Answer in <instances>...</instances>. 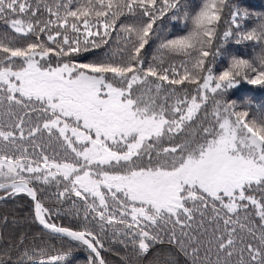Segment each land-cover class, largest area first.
I'll use <instances>...</instances> for the list:
<instances>
[{
    "label": "snow or ice",
    "instance_id": "6c2138e0",
    "mask_svg": "<svg viewBox=\"0 0 264 264\" xmlns=\"http://www.w3.org/2000/svg\"><path fill=\"white\" fill-rule=\"evenodd\" d=\"M166 17L186 34L163 36ZM0 23V201L27 197L31 213L0 230V264H72L80 246L107 264L109 233L131 254L121 264H264V102L226 98L264 86V14L239 0H0ZM233 40L259 51L230 54Z\"/></svg>",
    "mask_w": 264,
    "mask_h": 264
},
{
    "label": "trees",
    "instance_id": "16d2710c",
    "mask_svg": "<svg viewBox=\"0 0 264 264\" xmlns=\"http://www.w3.org/2000/svg\"><path fill=\"white\" fill-rule=\"evenodd\" d=\"M241 7L246 8L253 17L256 15L264 14V0H239ZM163 26L166 24V27H163V36H172L175 34H186V30L183 28V23L179 21H171L166 17L164 21L159 22ZM173 24H176L177 27H173ZM249 25L252 27L255 26L254 21H249ZM4 25L0 23V32L4 31ZM255 42L253 41H244L240 44H237L234 40L226 45L230 54L237 55L240 58L250 59L256 52L259 51L257 47L254 46ZM156 44H153L148 51L151 54L156 52ZM100 49L99 51H102ZM91 58V57H90ZM151 56H149V59ZM232 100L237 101L238 107H243V103L246 100H253L255 103L264 102V86L259 85H249L247 83H242L235 89L229 90L228 97ZM253 114L250 111V115ZM30 202L27 197H17L14 201L9 200L7 203L0 201V215H5L8 221V227L3 228V225L0 224V230L4 232L5 235H8L11 231L16 230L19 225L22 228L27 229L31 224L30 220ZM59 224L64 226H78L79 221L73 219L72 217L63 216L60 220L56 221ZM111 234L109 236H101V240L105 243V249L101 250L102 255L107 260V264H121L123 259L129 258L130 253L124 249L122 245L114 244L110 241ZM69 243L66 239L58 240L55 242H50V250L55 253L60 246L63 244L67 247ZM74 243V242H72ZM89 259V250L80 246L72 249V264H88ZM152 259L151 256L148 257V260H142L141 264H149V261ZM133 264H136L135 259H133Z\"/></svg>",
    "mask_w": 264,
    "mask_h": 264
},
{
    "label": "water",
    "instance_id": "95a60500",
    "mask_svg": "<svg viewBox=\"0 0 264 264\" xmlns=\"http://www.w3.org/2000/svg\"><path fill=\"white\" fill-rule=\"evenodd\" d=\"M29 213H30V208H29ZM30 215H31V213H30Z\"/></svg>",
    "mask_w": 264,
    "mask_h": 264
}]
</instances>
